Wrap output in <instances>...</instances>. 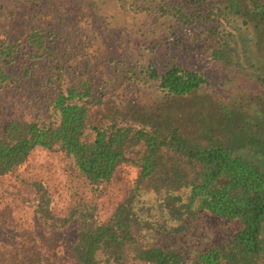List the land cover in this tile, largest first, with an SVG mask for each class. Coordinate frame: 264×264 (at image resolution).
<instances>
[{
	"label": "trees",
	"instance_id": "1",
	"mask_svg": "<svg viewBox=\"0 0 264 264\" xmlns=\"http://www.w3.org/2000/svg\"><path fill=\"white\" fill-rule=\"evenodd\" d=\"M119 1L163 18L175 40L214 53L228 82L240 58L252 64L255 53L237 19L264 42V0ZM27 42L43 49L37 30ZM15 51L7 45L0 52V85L14 82L5 67ZM254 58L264 84L263 62ZM165 66L149 67L154 95L146 100L117 105L94 98L92 83L82 80L55 97V125L6 124L0 264H264V112L250 115L234 98L199 101L194 95L208 83L204 75ZM35 148L60 150L73 176L97 196L121 172L133 176L107 217L91 200L58 215L46 183L22 174ZM71 227L64 245L54 238Z\"/></svg>",
	"mask_w": 264,
	"mask_h": 264
},
{
	"label": "rangeland",
	"instance_id": "2",
	"mask_svg": "<svg viewBox=\"0 0 264 264\" xmlns=\"http://www.w3.org/2000/svg\"><path fill=\"white\" fill-rule=\"evenodd\" d=\"M126 7L122 8L119 0H0V52L7 45L16 47L5 67L14 82L0 85V136L11 120L55 125V97L78 81L88 80L94 98L102 96L117 105L153 97V81L146 73L150 66L164 71L166 62L204 75L208 83L194 95L199 101L202 97L210 102L225 99L230 104L234 98L250 115L264 112V84L256 79L258 68L254 65L257 54L264 66V42L258 41L251 27H243L241 19L236 21L239 34L255 53L252 64L240 58L230 72L234 78L228 82L225 71L213 59L214 53L199 51L195 41L182 43L180 33V41L175 40L166 32L163 18ZM33 30L42 36L41 51L27 42ZM197 107L202 112L201 104ZM22 174L46 183L56 214H66L78 200H91L97 203L102 218L119 201L133 176L121 172L97 196L73 176L60 150L43 148L32 151ZM227 224V228L237 227ZM72 230H62L54 238L64 245Z\"/></svg>",
	"mask_w": 264,
	"mask_h": 264
}]
</instances>
